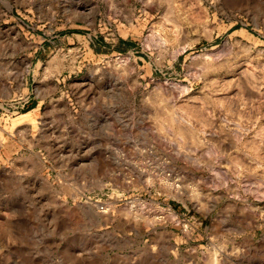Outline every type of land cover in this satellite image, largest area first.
I'll return each mask as SVG.
<instances>
[{"label":"rangeland","instance_id":"1","mask_svg":"<svg viewBox=\"0 0 264 264\" xmlns=\"http://www.w3.org/2000/svg\"><path fill=\"white\" fill-rule=\"evenodd\" d=\"M0 264H264V0H0Z\"/></svg>","mask_w":264,"mask_h":264},{"label":"bare ground","instance_id":"2","mask_svg":"<svg viewBox=\"0 0 264 264\" xmlns=\"http://www.w3.org/2000/svg\"><path fill=\"white\" fill-rule=\"evenodd\" d=\"M27 116H28V114H24V115H21V116L19 115V118H18L17 120L20 119V121H22V119H26L25 117H27ZM20 121H19V122H20ZM17 122H18V121H17ZM19 122L17 123V126H18V124H22V123H24V122H22V123H19ZM15 123H16V119H15ZM13 125H14V124H13Z\"/></svg>","mask_w":264,"mask_h":264}]
</instances>
